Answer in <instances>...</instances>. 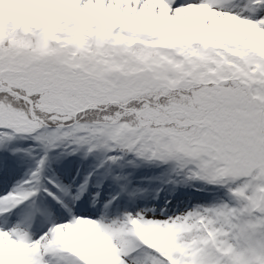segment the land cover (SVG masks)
I'll return each instance as SVG.
<instances>
[{"label":"snow or ice","instance_id":"snow-or-ice-1","mask_svg":"<svg viewBox=\"0 0 264 264\" xmlns=\"http://www.w3.org/2000/svg\"><path fill=\"white\" fill-rule=\"evenodd\" d=\"M0 12V264H264V0ZM196 185L223 195L156 203Z\"/></svg>","mask_w":264,"mask_h":264},{"label":"rangeland","instance_id":"rangeland-1","mask_svg":"<svg viewBox=\"0 0 264 264\" xmlns=\"http://www.w3.org/2000/svg\"><path fill=\"white\" fill-rule=\"evenodd\" d=\"M18 9H13L12 14H17ZM0 15H2V12H0ZM23 147L27 148L28 145L31 143L30 141H20L19 142ZM38 158V155H37ZM34 160L32 158H26L24 163L19 168V171L17 175L15 176L13 183L15 180L20 179L24 172L27 171V169L34 164ZM53 169H57L60 172L63 171H74L76 169H80L82 172L85 170L86 165L83 164V162L78 157H65L62 158L60 161L56 162L54 161L51 165ZM160 175V169L152 166V165H141L140 167L133 170V183L139 184L142 187H147L152 189V185L156 183V180L159 179ZM8 187H11V185H8ZM161 187V185H159ZM158 187V188H159ZM183 188L180 186L176 187L175 191H173L171 186L164 187L163 191H160V201H156V203H160L163 200L166 199H172L173 201L178 200V196L180 195V192ZM5 190H7L5 188ZM155 194V193H153Z\"/></svg>","mask_w":264,"mask_h":264},{"label":"trees","instance_id":"trees-1","mask_svg":"<svg viewBox=\"0 0 264 264\" xmlns=\"http://www.w3.org/2000/svg\"><path fill=\"white\" fill-rule=\"evenodd\" d=\"M199 187L201 188L200 185H199ZM202 191H203V194L193 193V194H189V195H184L182 202H185V203H187L189 201H191V202H209V196L207 195V193L213 192V191H215L218 194V196L223 195L222 192H218L216 189H213V188H204V189H202ZM190 205L191 204H189V206Z\"/></svg>","mask_w":264,"mask_h":264}]
</instances>
